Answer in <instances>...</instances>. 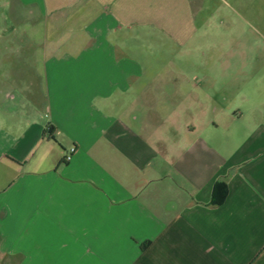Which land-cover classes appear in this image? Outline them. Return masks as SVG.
Segmentation results:
<instances>
[{
    "label": "crops",
    "instance_id": "0c3cea01",
    "mask_svg": "<svg viewBox=\"0 0 264 264\" xmlns=\"http://www.w3.org/2000/svg\"><path fill=\"white\" fill-rule=\"evenodd\" d=\"M3 2L0 264H264V50L160 84L191 0Z\"/></svg>",
    "mask_w": 264,
    "mask_h": 264
},
{
    "label": "rangeland",
    "instance_id": "374dc122",
    "mask_svg": "<svg viewBox=\"0 0 264 264\" xmlns=\"http://www.w3.org/2000/svg\"><path fill=\"white\" fill-rule=\"evenodd\" d=\"M4 4H0V33L6 25V16L2 12ZM185 14L197 16V26L206 34L201 40H196L188 46H180L170 40L152 37L147 39L143 36L146 33H142V39L136 40V44L140 45V59L144 64L154 67L150 78L161 82L160 84L185 79L188 73L181 70L188 65L210 66L214 59L218 60L222 69L245 64L247 57L235 58L232 50L243 54L252 50L260 54L264 50V0H191L185 7ZM17 28L18 31L31 30V27L21 22ZM38 31L41 32L42 29L39 28ZM132 43L133 41L127 40V47L130 48ZM198 44L200 52H194L193 48ZM3 46H6V41ZM137 47L139 46L136 45ZM31 57L30 64H33ZM226 76L228 73L221 77L225 80ZM194 79L198 80L196 77Z\"/></svg>",
    "mask_w": 264,
    "mask_h": 264
},
{
    "label": "trees",
    "instance_id": "16d2710c",
    "mask_svg": "<svg viewBox=\"0 0 264 264\" xmlns=\"http://www.w3.org/2000/svg\"><path fill=\"white\" fill-rule=\"evenodd\" d=\"M228 187L225 182H217L213 190V203L222 204L227 196Z\"/></svg>",
    "mask_w": 264,
    "mask_h": 264
}]
</instances>
